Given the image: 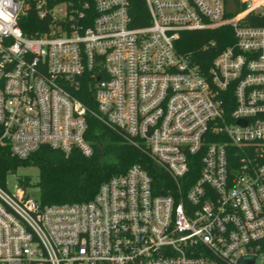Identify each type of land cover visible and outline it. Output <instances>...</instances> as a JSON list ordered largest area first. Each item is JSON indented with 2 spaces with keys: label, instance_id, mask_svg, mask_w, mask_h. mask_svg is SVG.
<instances>
[{
  "label": "built area",
  "instance_id": "built-area-1",
  "mask_svg": "<svg viewBox=\"0 0 264 264\" xmlns=\"http://www.w3.org/2000/svg\"><path fill=\"white\" fill-rule=\"evenodd\" d=\"M142 1L135 24L130 0H0V143L20 159L42 146L89 157L94 118L173 182L158 194L135 163L88 201L42 204L6 181L0 264H264V0L233 13L226 0ZM221 26L233 41L207 66L178 45Z\"/></svg>",
  "mask_w": 264,
  "mask_h": 264
},
{
  "label": "trees",
  "instance_id": "trees-1",
  "mask_svg": "<svg viewBox=\"0 0 264 264\" xmlns=\"http://www.w3.org/2000/svg\"><path fill=\"white\" fill-rule=\"evenodd\" d=\"M130 11L135 24H140L146 19L142 0H130ZM38 22L35 14L30 12L20 18L19 24L24 34L33 35L38 30ZM211 40H214L216 45L209 52V58L199 61L202 45ZM232 41V29L229 26H221L206 31L182 32L178 45L183 51L191 52L193 58L204 67L212 56ZM77 95L85 104L93 106L88 84H83ZM87 137L94 149L89 157L79 151L65 154L42 146L28 157L20 159L11 153L7 144L0 143V185L6 187L7 177L16 174L19 168L32 166L37 169V178L33 180L30 174H20L16 176V183L26 192L35 185L38 188L36 199L42 204L83 202L94 197L102 182L113 175L124 173L132 164L138 163L148 171L154 192L166 194L170 191L167 190L173 184L170 177L154 165L141 150L125 142L118 131L90 118ZM190 174L191 179L196 178V172L192 171Z\"/></svg>",
  "mask_w": 264,
  "mask_h": 264
},
{
  "label": "rangeland",
  "instance_id": "rangeland-1",
  "mask_svg": "<svg viewBox=\"0 0 264 264\" xmlns=\"http://www.w3.org/2000/svg\"><path fill=\"white\" fill-rule=\"evenodd\" d=\"M20 174H30L32 179L35 180L37 178V169L35 167H26V168H19L16 174H11L7 177V183L9 189H13L14 185L16 184V176ZM27 193L34 198L38 197V188L33 185L27 189Z\"/></svg>",
  "mask_w": 264,
  "mask_h": 264
},
{
  "label": "water",
  "instance_id": "water-1",
  "mask_svg": "<svg viewBox=\"0 0 264 264\" xmlns=\"http://www.w3.org/2000/svg\"><path fill=\"white\" fill-rule=\"evenodd\" d=\"M236 9L234 0H226V11L228 13H233ZM242 123V122H241Z\"/></svg>",
  "mask_w": 264,
  "mask_h": 264
}]
</instances>
